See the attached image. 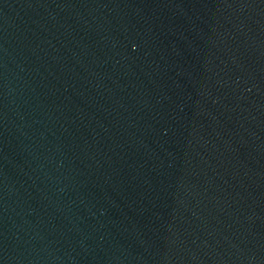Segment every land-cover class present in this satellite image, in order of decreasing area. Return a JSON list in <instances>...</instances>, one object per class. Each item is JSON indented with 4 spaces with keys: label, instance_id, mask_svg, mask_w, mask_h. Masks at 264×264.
Masks as SVG:
<instances>
[{
    "label": "water",
    "instance_id": "95a60500",
    "mask_svg": "<svg viewBox=\"0 0 264 264\" xmlns=\"http://www.w3.org/2000/svg\"><path fill=\"white\" fill-rule=\"evenodd\" d=\"M0 264H264V78L198 0H0Z\"/></svg>",
    "mask_w": 264,
    "mask_h": 264
}]
</instances>
